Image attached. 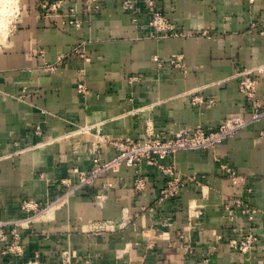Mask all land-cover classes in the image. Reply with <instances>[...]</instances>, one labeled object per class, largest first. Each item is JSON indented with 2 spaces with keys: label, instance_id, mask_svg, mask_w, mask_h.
<instances>
[{
  "label": "crops",
  "instance_id": "1",
  "mask_svg": "<svg viewBox=\"0 0 264 264\" xmlns=\"http://www.w3.org/2000/svg\"><path fill=\"white\" fill-rule=\"evenodd\" d=\"M42 1L21 0L15 32L0 35V219L19 215L24 199L59 196L64 178L79 180L75 168L113 158L117 149L98 144L100 136L142 141L150 132L171 137L249 117L239 89L245 68L255 70L264 102V0H154L187 32L170 37L154 35L146 0H134L136 21L124 0H94L91 10L89 0H65L77 4L81 25L62 28L53 25L61 19L44 16ZM176 56L183 67L171 62ZM44 60L59 64L49 72ZM263 128L254 122L209 150L166 157L196 178L168 201L157 199L166 177L146 162L100 174L23 233V256L0 244V264H62L64 250L76 253L71 264H264ZM139 177L144 190L134 187ZM226 199L256 208L255 219L238 214L228 222ZM105 222L112 225L97 230ZM247 231L258 237L254 248L235 249Z\"/></svg>",
  "mask_w": 264,
  "mask_h": 264
},
{
  "label": "built area",
  "instance_id": "2",
  "mask_svg": "<svg viewBox=\"0 0 264 264\" xmlns=\"http://www.w3.org/2000/svg\"><path fill=\"white\" fill-rule=\"evenodd\" d=\"M93 1L89 0L87 8L90 10L92 9L91 3ZM123 6L124 9L135 13L133 17L134 21L138 20L136 16L137 7L131 0H124ZM149 6L152 8V18L149 26L154 30V35L158 37L184 35L183 32L177 29L174 22L158 10L157 7L155 8L153 4H149ZM94 8L99 9V4H96ZM41 10L44 16L61 19L58 24H73L77 27L81 25V20L77 16V4L67 7L65 0H44L41 3ZM7 11L14 12L10 14V18L16 14L11 18L12 23H16L18 13L20 12L19 0H10V6ZM76 51L81 52L80 46H78V50ZM172 62L178 66H183L182 57L176 56L175 59H172ZM54 69V64L47 65L46 70L53 71ZM254 71V69L245 68L239 72V89L252 108L249 117L241 115L230 116L217 127H204L201 125L184 127L171 137L150 132L142 141H135L130 138L111 140L100 136L102 139H98V144L101 141L111 143L117 149V154L109 160H102L100 157L95 158L93 167L89 171L75 168V172L79 175V180L75 181L72 178H64L62 180L63 191L56 198L44 203L24 199L21 203V213L19 215L12 218L0 219V244H7L3 253L19 257L23 256L25 246L22 243V238L25 231L31 229L37 222L49 220L50 213L64 206L70 196L79 188L94 184L100 174L118 172L123 166L136 167L146 162L157 167L166 177V183L158 194V201L163 202L178 197L186 184L190 180H196V178L194 176L192 178L184 177L176 171L174 166L163 163L166 157L179 150H209L230 139L251 123L264 121V102L257 99L258 78ZM77 89L81 93H85L88 90L87 86L83 83H79ZM194 102L200 103L204 102V100L201 98L197 100L196 98ZM214 102V99L207 100L209 105L214 104ZM260 136L264 138V128L260 131ZM222 166L231 177L236 176V171L231 166L228 164H223ZM134 187L137 190H144L147 187L145 178H137ZM223 207L227 212V219L230 223L234 222L239 216L238 214L247 216L249 220H253L258 212L256 208L240 199H235L233 202L226 199ZM110 225H112L111 222H105L104 226H98L97 230L107 229ZM257 241V235L253 231H247L240 239L233 240L232 246L237 250L247 252L254 248ZM74 257H76L75 252L70 250L62 251V264H71Z\"/></svg>",
  "mask_w": 264,
  "mask_h": 264
},
{
  "label": "rangeland",
  "instance_id": "3",
  "mask_svg": "<svg viewBox=\"0 0 264 264\" xmlns=\"http://www.w3.org/2000/svg\"><path fill=\"white\" fill-rule=\"evenodd\" d=\"M135 5H136V3H135V1L134 0H131ZM146 2H147V4L149 5V4H153V6L156 8L157 7V9L158 10H160L164 15H166L167 17H169L170 18V16L161 8V7H159V6H155V3H154V0H146ZM19 5H20V12L18 13V16H17V19H16V22H17V20H18V18H19V16H20V14H21V12H22V6H21V0H19ZM10 6V0H0V35H2V36H5V35H8V34H11V33H14L15 32V30H16V27H17V24L16 23H12V21H11V18L13 17V16H15L16 14H14L11 18H10V14H12V13H14V12H11V11H7L8 10V7ZM51 18H54V17H51ZM151 18H152V9H151ZM151 18H150V20H151ZM54 19H57V18H54ZM171 19V18H170ZM150 22V21H149ZM53 25L55 26V27H60V28H62V27H64V26H68L69 24H58V22L57 21H54V23H53ZM70 25H73V24H70ZM180 31V30H179ZM182 32V31H181ZM183 33H184V35H181V36H186L187 35V32H184L183 31ZM203 34H205V35H210L208 32H203ZM158 37V36H157ZM76 50H78V46H77V48H75V52H77L78 53V51H76ZM38 54L41 56V57H43V55H44V50H39L38 51ZM176 57H173V58H171V62H172V59H175ZM173 63V62H172ZM49 64H54L55 65V69L57 68V66H58V64H59V62H53V63H51V62H48L47 60H44V62H43V67L45 68V69H47V65H49ZM174 64V63H173ZM184 63H182V65H183ZM183 67V66H182ZM54 69V70H55ZM53 70V71H54ZM48 71V70H47ZM49 72H52V71H49ZM77 88H78V85H77ZM209 257H205L204 256V261L206 260L207 261V259H208Z\"/></svg>",
  "mask_w": 264,
  "mask_h": 264
}]
</instances>
